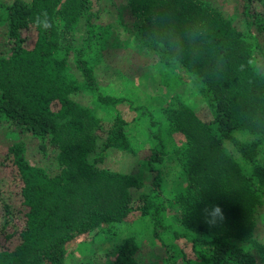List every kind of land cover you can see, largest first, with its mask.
<instances>
[{"label": "trees", "instance_id": "trees-1", "mask_svg": "<svg viewBox=\"0 0 264 264\" xmlns=\"http://www.w3.org/2000/svg\"><path fill=\"white\" fill-rule=\"evenodd\" d=\"M106 1L111 19L163 69L188 79L210 111L204 122L183 102L166 109L168 128L185 137L173 150L183 184L167 199L158 122L146 190L132 194L140 181L102 164L109 147L130 149L118 110L124 98L105 92L94 72L103 50L118 44L101 17ZM248 1L239 29L215 0H0V125L18 135L4 153L19 181V207L0 186V264H63L77 236L113 231L130 214L147 219L160 245L166 247V235L180 240L192 256L184 264H264V245L252 233L264 203V74L251 55L264 59V15ZM80 91H87L89 103L75 99ZM98 108L114 111L103 117ZM25 141L44 155L55 148L58 170L49 174L30 163ZM166 200L178 204L183 230L166 220ZM209 203L225 215L213 227L202 214ZM193 232L206 235L203 250ZM138 246L129 231L102 264H140ZM162 261L177 264L168 252Z\"/></svg>", "mask_w": 264, "mask_h": 264}, {"label": "rangeland", "instance_id": "rangeland-1", "mask_svg": "<svg viewBox=\"0 0 264 264\" xmlns=\"http://www.w3.org/2000/svg\"><path fill=\"white\" fill-rule=\"evenodd\" d=\"M118 4H124L126 0H114ZM221 12L228 16L239 28H243L240 10L247 0H215ZM249 7L260 11L264 15V0H249ZM111 3H104V11L101 13L102 20L109 21L118 37V44L104 49L102 56L94 66L95 74L100 78V85L109 94L122 96L124 101L118 104V110L123 117V128L127 136L130 149L123 150L109 147L106 150L103 165L109 169L133 174L139 181L140 187L132 188V194L139 190H146L152 172L146 165V159L152 150L154 138L152 131L160 127V137L164 142L166 153L161 165L163 176L162 195L163 199L171 197L174 190L182 185V175L179 174L181 166L177 164L175 152L185 143V137L179 130H171L167 123V107H177L180 102L186 104L201 121L210 120V111L202 97L198 94L193 84L173 71H166L156 62L146 49L125 32L108 14ZM127 10L124 8L123 12ZM0 26V41L1 29ZM74 41L81 36L82 21L80 20L74 30ZM123 40V41H122ZM264 50V38L259 39ZM254 66L264 74V59L255 51L251 52ZM72 72L79 76V72L72 68ZM197 78L196 74L186 72ZM75 99L81 103L90 102L87 91H80ZM129 102V104L127 103ZM114 110L98 108L100 116L108 117ZM153 119L156 124H151ZM239 136L247 135L246 132H237ZM18 139V135L0 125V186L3 193L8 196L9 202L19 207L18 187L19 181L14 175L5 157L4 147L6 144ZM228 148L231 149L229 145ZM24 157L32 164L45 168L49 174L55 173L59 164L55 156V148L49 149L44 155L38 147L31 142L25 141L23 149ZM165 217L173 228L183 230L179 221V206L175 202L166 200ZM256 222L252 229L253 237L264 245V203L257 208ZM129 231H134L139 246L134 256L140 264H162V256L165 252L173 255L177 264H184V258L192 259L191 253L181 245L180 240L171 236H165L166 247L160 245L150 232V224L146 218L130 214L125 222L117 224L113 231L89 232L77 236L70 242V251L65 257L63 264H102L113 254V248L122 237ZM198 242L196 248L206 246L200 240L204 239V233H190ZM0 238L2 235L0 234Z\"/></svg>", "mask_w": 264, "mask_h": 264}, {"label": "clouds", "instance_id": "clouds-1", "mask_svg": "<svg viewBox=\"0 0 264 264\" xmlns=\"http://www.w3.org/2000/svg\"><path fill=\"white\" fill-rule=\"evenodd\" d=\"M43 23H44V26L48 25L47 21H44ZM202 214H203L205 222L210 227H213L219 223H222L225 219L224 212L221 206L218 204H211V203L206 204L204 208L202 209Z\"/></svg>", "mask_w": 264, "mask_h": 264}]
</instances>
